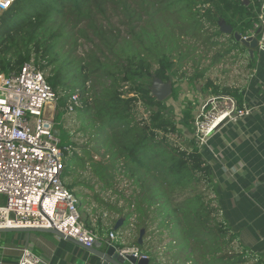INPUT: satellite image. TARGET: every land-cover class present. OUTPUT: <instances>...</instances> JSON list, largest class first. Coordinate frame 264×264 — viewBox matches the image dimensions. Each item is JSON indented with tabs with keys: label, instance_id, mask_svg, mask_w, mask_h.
<instances>
[{
	"label": "trees",
	"instance_id": "16d2710c",
	"mask_svg": "<svg viewBox=\"0 0 264 264\" xmlns=\"http://www.w3.org/2000/svg\"><path fill=\"white\" fill-rule=\"evenodd\" d=\"M261 3L14 0L0 12V73L9 75L27 61L37 64L57 96V120L67 98L74 91L80 95L81 106L73 112L88 121L79 131L89 135L99 158L94 160L72 141L63 169L66 188L73 193L75 182L67 178L75 166H85L82 155L87 156L104 186L118 193L113 214L105 220L111 218L114 224L118 218L130 219L145 231L156 230L171 264H264L238 241L222 216L216 183L194 140L192 108L185 105L177 113L166 100H156L147 84L153 77L165 82L175 76L182 61L196 51L199 36L205 35L202 43H219L220 20L240 34L252 30ZM108 11L124 26L123 33L100 28L97 17L106 18ZM78 36L94 43L100 55L88 50L86 60L75 56ZM227 37L230 49L238 48L233 35ZM171 97L177 98L175 89ZM114 174L119 175L120 189L113 184ZM73 194L83 213L87 194ZM144 243L136 239L133 244L143 249Z\"/></svg>",
	"mask_w": 264,
	"mask_h": 264
},
{
	"label": "built area",
	"instance_id": "2783aa9c",
	"mask_svg": "<svg viewBox=\"0 0 264 264\" xmlns=\"http://www.w3.org/2000/svg\"><path fill=\"white\" fill-rule=\"evenodd\" d=\"M13 1L0 0V12ZM259 26L257 48L264 52V0L253 29L240 34L241 38L253 36ZM56 100L43 71L32 61L24 62L9 75L0 73V196L4 197V204L0 205V228H55L63 237L84 246L95 240L115 242L114 230L98 237L85 226L75 195L63 183L65 158L72 148L70 144H61L60 125L54 115ZM80 106V95L74 91L67 98L64 110L73 111ZM256 110L264 119V106L237 103L224 93L208 95L194 113L196 145L199 149L206 147L217 126L235 122ZM115 245L119 254L147 257L135 244ZM17 264L46 263L24 247Z\"/></svg>",
	"mask_w": 264,
	"mask_h": 264
},
{
	"label": "crops",
	"instance_id": "0c3cea01",
	"mask_svg": "<svg viewBox=\"0 0 264 264\" xmlns=\"http://www.w3.org/2000/svg\"><path fill=\"white\" fill-rule=\"evenodd\" d=\"M236 49L245 54L234 56L238 59L237 74H232L230 82L223 79L215 83L218 91L213 92L211 86L212 92L210 90L206 97L224 93L232 96L237 103L245 101L256 108H262L264 52L255 48L251 54L249 47L241 43ZM200 152L216 183L223 218L237 234L238 241L264 261V119L256 110L235 122L222 123L210 134L206 147ZM101 225L106 226V229L99 228V225L91 229L98 237H104L113 230L114 224L103 220ZM140 229L130 222L115 243L133 245ZM114 234L116 239L118 234ZM163 245L160 249L162 251L167 248ZM24 247L46 264H102L101 259L77 243L43 231H0V264H17ZM140 250L143 252L145 249ZM158 254L160 261L158 263L157 259L155 264H171L167 251Z\"/></svg>",
	"mask_w": 264,
	"mask_h": 264
},
{
	"label": "rangeland",
	"instance_id": "374dc122",
	"mask_svg": "<svg viewBox=\"0 0 264 264\" xmlns=\"http://www.w3.org/2000/svg\"><path fill=\"white\" fill-rule=\"evenodd\" d=\"M97 20L98 24L101 25L100 28H104L106 32L110 31V33H118V31H120L123 33L124 31V26L118 24L117 16L112 13L109 14V11L106 18H101L98 16ZM83 25H85V23H83ZM204 36L205 35L203 34L199 36L196 41L194 40V44L197 46L196 51L189 57L187 56L186 59L182 61L180 69L177 70V74L170 77V81L172 82V91L175 89L177 98L173 99L170 94L164 100H166L165 103L167 105L171 104L173 106V110L177 113L178 109L180 107L183 109L185 105H189L192 108V112L195 113L203 99L206 97L207 93L210 92L211 86L214 87L215 83L217 84L223 79L225 82H230L232 74H234V72L237 74L238 59L234 56H245L244 53H239L237 49H230L231 44L227 35L223 34L218 36L216 40H218L219 43L214 46L208 45L207 43H202ZM97 41V39L94 40V42ZM88 50H93L96 55H100V51L97 50V48L94 46V43L78 36L77 46L75 47L73 54L86 60L87 56H85V53ZM104 53L107 54V51L104 50ZM156 66L157 65L155 64L154 68ZM182 72L184 73L183 78L177 79L178 74ZM196 73H200L202 76L200 78L195 77ZM92 80H89L85 84L86 88L91 85ZM151 83L152 79H147V84H149V87ZM96 86L98 89L100 88L99 85ZM97 88L95 89L97 90ZM57 111L58 110L55 107L54 115H56ZM60 111L62 113V118L60 120H56L59 121L60 125L59 138L61 140V144H70L73 141L77 148L85 147L86 150L92 155L93 159L98 160L99 154L94 151L92 142L89 141V135L79 131L80 126L87 124L88 121L82 119L73 111L66 112L63 108ZM71 148L73 147L71 146ZM202 149L204 150L203 147ZM202 149H199V151ZM78 154H82V152L79 150ZM82 156L86 160L85 166H75L67 180H71L73 183L75 182L73 193L76 192L77 194H87L86 197H88V203L84 207V212L81 213V219H83L84 215H86L87 218L86 222H84V219L82 222L88 228H96V225H99V228H103V225L99 224V222L101 220L102 223L106 216H111L113 214L111 208L115 205L116 200H114V198H118V193H111V189L104 186V182L100 180L97 174L90 167L88 157L85 155ZM118 177V174H114L115 182H113V184L115 183L114 185L116 187H120L119 181L117 179ZM75 196L78 198L76 194ZM3 204L4 197L1 195L0 205ZM98 217L101 219H98ZM107 221L111 222V218H107ZM130 222L132 221L127 219L120 230L114 231L118 234L116 240H119L122 237L123 230L129 227ZM152 230L153 229L149 228L144 232L143 242L145 243L143 248L145 250L150 249L151 263L153 262L155 264L157 259L158 263L160 261L158 252L165 254L167 250H160L164 245L162 244V240L158 239L159 235L156 233L157 231Z\"/></svg>",
	"mask_w": 264,
	"mask_h": 264
},
{
	"label": "water",
	"instance_id": "95a60500",
	"mask_svg": "<svg viewBox=\"0 0 264 264\" xmlns=\"http://www.w3.org/2000/svg\"><path fill=\"white\" fill-rule=\"evenodd\" d=\"M249 0H243V4L247 5ZM219 30L223 34H232L236 41L241 43L242 45L249 47L250 53H253V49L257 48V35L260 33L261 27L259 26L256 30L253 36H249L247 39L241 38L240 33L237 31H233V28L230 24H227L225 20H220L218 22ZM151 95L155 97L156 100L162 101L165 98H167L172 93V82L170 80L162 81L160 78L153 77L152 83L149 87ZM124 220L122 218H118L112 229L114 231H117L121 228L123 225ZM0 231H43V232H49L55 235H59L61 238L75 242L82 248L89 251L91 254L97 256L99 259L102 260V264H150L151 258L147 255L146 258H136L131 254L124 253L119 254V252L116 250L115 242H104L101 240H95L90 246H84L82 243L69 238V237H63V235L57 231L55 228H40V227H21V226H15V227H5L0 228ZM145 230L140 229L138 237H137V243L139 245H142L143 243V235Z\"/></svg>",
	"mask_w": 264,
	"mask_h": 264
}]
</instances>
